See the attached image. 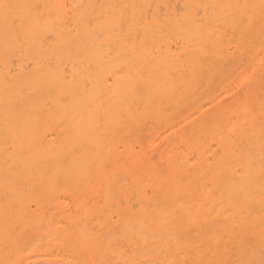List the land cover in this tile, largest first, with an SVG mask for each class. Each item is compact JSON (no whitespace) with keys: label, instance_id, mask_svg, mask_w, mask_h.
<instances>
[{"label":"bare ground","instance_id":"bare-ground-1","mask_svg":"<svg viewBox=\"0 0 264 264\" xmlns=\"http://www.w3.org/2000/svg\"><path fill=\"white\" fill-rule=\"evenodd\" d=\"M0 264H264V0H0Z\"/></svg>","mask_w":264,"mask_h":264},{"label":"rangeland","instance_id":"rangeland-1","mask_svg":"<svg viewBox=\"0 0 264 264\" xmlns=\"http://www.w3.org/2000/svg\"><path fill=\"white\" fill-rule=\"evenodd\" d=\"M34 259V258H33Z\"/></svg>","mask_w":264,"mask_h":264}]
</instances>
